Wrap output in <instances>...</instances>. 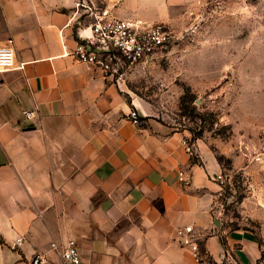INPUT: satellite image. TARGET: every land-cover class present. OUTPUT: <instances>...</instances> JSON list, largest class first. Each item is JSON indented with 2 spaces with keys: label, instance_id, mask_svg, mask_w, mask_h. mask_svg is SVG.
<instances>
[{
  "label": "crops",
  "instance_id": "1",
  "mask_svg": "<svg viewBox=\"0 0 264 264\" xmlns=\"http://www.w3.org/2000/svg\"><path fill=\"white\" fill-rule=\"evenodd\" d=\"M81 1L0 0V44L12 39L25 62L0 73V264H63L71 238L81 264H199L178 235L186 226L212 264L257 260L264 225L231 229L217 213L214 153L200 141L189 153L163 123H135L142 101L125 79L72 55L93 20ZM96 1L99 14L151 24L190 0Z\"/></svg>",
  "mask_w": 264,
  "mask_h": 264
},
{
  "label": "rangeland",
  "instance_id": "2",
  "mask_svg": "<svg viewBox=\"0 0 264 264\" xmlns=\"http://www.w3.org/2000/svg\"><path fill=\"white\" fill-rule=\"evenodd\" d=\"M77 8L88 20L100 13L96 0ZM156 23L172 43L129 71L125 88L141 99V120L214 153L227 177L218 215L228 228L256 232L264 225V0L169 4Z\"/></svg>",
  "mask_w": 264,
  "mask_h": 264
},
{
  "label": "built area",
  "instance_id": "3",
  "mask_svg": "<svg viewBox=\"0 0 264 264\" xmlns=\"http://www.w3.org/2000/svg\"><path fill=\"white\" fill-rule=\"evenodd\" d=\"M78 42L72 55L83 63L99 69L104 75L125 79L127 73L141 62L154 57L166 49L173 40L172 31L163 23L150 24L139 20L109 18L106 13L97 14L87 25L77 28ZM25 62L17 60L14 41L9 39L0 44V73L12 69H23ZM34 112H26L31 117ZM128 117L135 123L141 122L136 109ZM189 153L193 154V146L183 140ZM178 179L186 186L191 184V177L185 170H180ZM219 184L218 195H223L227 177L221 171L215 177ZM178 235L192 247L194 257L199 264H212L200 249L194 227L186 226L178 230ZM63 264H81V253L75 239H68L62 247ZM42 257L38 255L34 263ZM249 264H264V254Z\"/></svg>",
  "mask_w": 264,
  "mask_h": 264
}]
</instances>
